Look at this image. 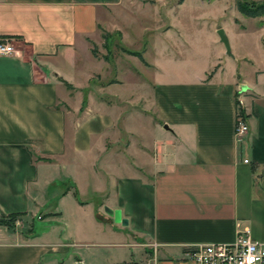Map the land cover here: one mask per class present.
<instances>
[{
  "label": "crops",
  "instance_id": "1",
  "mask_svg": "<svg viewBox=\"0 0 264 264\" xmlns=\"http://www.w3.org/2000/svg\"><path fill=\"white\" fill-rule=\"evenodd\" d=\"M120 1L0 0V37L17 52L0 55V219L42 214L34 230L0 222V264H88L105 227L130 250L97 264H189L194 243L264 240V70L251 60L247 77L218 57L169 78L154 62L148 80L84 99L88 42ZM88 190L98 199L71 202Z\"/></svg>",
  "mask_w": 264,
  "mask_h": 264
},
{
  "label": "rangeland",
  "instance_id": "2",
  "mask_svg": "<svg viewBox=\"0 0 264 264\" xmlns=\"http://www.w3.org/2000/svg\"><path fill=\"white\" fill-rule=\"evenodd\" d=\"M237 1L121 0L118 5L105 8L101 12L98 33L94 40L88 42L92 62L91 82L83 89L84 99L96 84H120L132 77L148 80L155 69L154 62L161 69V75L169 78L195 75L218 57L238 64L239 73L247 77L253 60L264 70V15L256 18L242 15L237 10ZM219 28L228 34L231 55L226 53L220 41L217 34ZM104 35L107 40H104ZM127 50L141 51L143 59ZM143 122L141 128H148L146 121ZM83 176L80 174L78 177ZM71 184L68 181L66 187ZM70 198L71 202H80L88 198L97 200L98 196L88 190L79 196L70 195ZM53 202L52 199V205L57 206L58 202ZM69 206L70 201L64 204V209ZM16 220L27 230L39 229L42 214L28 218L16 216ZM89 240L93 244L82 254L88 264L117 261L124 257L125 248L126 254L130 250V247H119L117 244L122 239L111 234L107 227L93 233ZM82 249L84 247L77 248L79 252Z\"/></svg>",
  "mask_w": 264,
  "mask_h": 264
},
{
  "label": "built area",
  "instance_id": "3",
  "mask_svg": "<svg viewBox=\"0 0 264 264\" xmlns=\"http://www.w3.org/2000/svg\"><path fill=\"white\" fill-rule=\"evenodd\" d=\"M16 53L9 38L0 37V55ZM248 131L244 115L237 110L236 139L241 140ZM187 247L189 264H264V240L252 239L247 230L238 233L231 242L194 243Z\"/></svg>",
  "mask_w": 264,
  "mask_h": 264
},
{
  "label": "trees",
  "instance_id": "4",
  "mask_svg": "<svg viewBox=\"0 0 264 264\" xmlns=\"http://www.w3.org/2000/svg\"><path fill=\"white\" fill-rule=\"evenodd\" d=\"M236 7H237V10L242 15H244L246 17L256 18V17H261V16L264 15V0L263 1H259V2L251 1V2H245V3H241L238 0L236 2ZM106 37H107L106 35L103 36L104 40H107ZM92 52L95 55V50L94 49L92 50ZM128 53L133 54V55L139 57V59H143V56H142V52L141 51H128ZM67 86L68 87H71V85H69V84H67ZM237 110L240 113H242L241 108L239 107V105L237 106ZM18 215L19 214H11L10 216H8V219L7 220L0 219V222L6 224L8 227H11L13 225V222H14L15 217L18 216ZM118 264H136V263H133V262H123V263H118Z\"/></svg>",
  "mask_w": 264,
  "mask_h": 264
},
{
  "label": "water",
  "instance_id": "5",
  "mask_svg": "<svg viewBox=\"0 0 264 264\" xmlns=\"http://www.w3.org/2000/svg\"><path fill=\"white\" fill-rule=\"evenodd\" d=\"M217 34L220 38V41L224 44L225 46V51L227 54L231 55V51H230V45H229V42H228V38L226 36V33L225 31L222 29V28H219L217 30ZM245 87L243 86L242 89H244ZM165 128H167V126L165 125L164 126ZM104 211L106 213H108L109 215H112L114 217V219L117 221V222H121L122 224H126V220L124 218H121L120 216V211L119 210H113L107 206L104 207Z\"/></svg>",
  "mask_w": 264,
  "mask_h": 264
}]
</instances>
